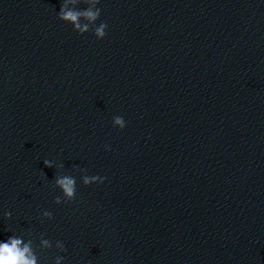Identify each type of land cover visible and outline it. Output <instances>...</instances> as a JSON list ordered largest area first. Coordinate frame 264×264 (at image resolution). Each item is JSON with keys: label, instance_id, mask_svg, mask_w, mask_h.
Returning <instances> with one entry per match:
<instances>
[{"label": "clouds", "instance_id": "obj_1", "mask_svg": "<svg viewBox=\"0 0 264 264\" xmlns=\"http://www.w3.org/2000/svg\"><path fill=\"white\" fill-rule=\"evenodd\" d=\"M66 5L62 6L60 12V18L62 20L71 21L76 29L79 31L85 32L87 31V25L81 27L78 23V20L81 16L85 17L89 21H95L98 19L100 15V10L93 12L91 10H87L84 12H77L65 10ZM107 25L105 23H101L98 28L95 30V35L98 39L106 36ZM116 124H120L123 127V122L120 118L116 119ZM45 166H51L49 161H45ZM95 179V178H93ZM91 181L88 178H85L84 183L89 184ZM56 184L63 190V193L69 197L73 198L75 194V180L72 177L64 176L58 177L56 180ZM59 198H57L58 202ZM47 215V213H45ZM22 241L21 239L10 237L8 242L0 243V264H36V257L31 254L30 247L28 245H24L21 247Z\"/></svg>", "mask_w": 264, "mask_h": 264}]
</instances>
